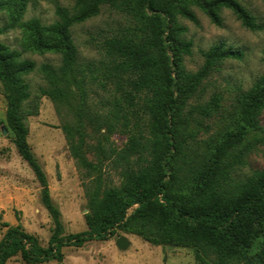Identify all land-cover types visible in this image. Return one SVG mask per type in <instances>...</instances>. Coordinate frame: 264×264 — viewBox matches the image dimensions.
Returning <instances> with one entry per match:
<instances>
[{"label": "trees", "instance_id": "16d2710c", "mask_svg": "<svg viewBox=\"0 0 264 264\" xmlns=\"http://www.w3.org/2000/svg\"><path fill=\"white\" fill-rule=\"evenodd\" d=\"M264 2V0H262ZM28 0H0L8 28H20L28 50L54 53L60 64L36 63L0 42V83L6 101L5 121L21 158L41 186V202L53 222L47 247L20 225L9 226L0 240V264L19 255L23 264H62L65 246L81 247L105 239L114 228L134 232L151 245L192 248L199 261L214 264H264V168L239 176L248 156L264 145V74L230 103L214 92L200 100L203 82L216 65L239 60L240 49L217 43L201 50L202 66L187 71L183 60L192 42L178 18L193 23L199 8L216 25L229 9L251 31L262 25L236 0H74L72 12L58 8L59 19L44 25L23 20ZM107 6L129 17L131 24L104 36L97 63L79 61L71 27L97 16ZM264 62V57H263ZM38 72L45 86L33 95L27 77ZM108 94V130L120 122L126 142L117 186H103L99 176L86 189L87 230L62 235L60 213L52 203L46 176L27 143L26 117L38 112V99L57 107L85 105L90 86ZM80 115V114H79ZM80 124V123H79ZM69 124L63 125L70 155L79 167L94 166L82 154ZM130 211V212H129Z\"/></svg>", "mask_w": 264, "mask_h": 264}, {"label": "rangeland", "instance_id": "374dc122", "mask_svg": "<svg viewBox=\"0 0 264 264\" xmlns=\"http://www.w3.org/2000/svg\"><path fill=\"white\" fill-rule=\"evenodd\" d=\"M236 1L262 25L261 30L246 29L229 9L221 10L220 26L214 25L196 6H191L197 17L196 23L178 18V22L187 28L183 37L192 42L191 55L183 60L187 71H197L203 64L200 51L214 44L222 42L243 52L239 60L226 59L216 65L203 82L201 101L218 92L229 104L236 91L249 89L264 74V2ZM73 7L74 0H28L23 20L37 18L42 24L50 25L59 19L58 8L72 12ZM6 24V13L0 11V26ZM129 24V17L104 6L97 16L73 25L70 31L79 61H100L102 55L97 43L104 36H110ZM25 38L20 28H8L0 35V42L20 52L22 58L34 61L37 66L42 63L59 66L58 54L28 50ZM27 81L33 95L38 87L45 86L36 71L27 77ZM78 106L77 102L74 109H68L66 105L57 107L50 98L41 96L37 114L26 117L29 129L26 140L46 176L51 201L59 210L62 235L87 230L85 217L89 210L85 192L90 188L92 179L99 176L102 187L120 184L122 162L117 155L126 142V136L119 133L120 122L113 129H107L110 110L108 94L96 85L90 86L85 105L79 113ZM5 111L6 101L0 83V240L7 230V223L9 226L20 225L27 233L36 236L42 247H47L53 233V222L41 202L40 184L31 167L18 154L14 134L6 125ZM65 124H69L74 133L79 126L84 141L82 154L94 168L79 167L70 155L63 131ZM261 124L264 125V112ZM75 141L79 142L77 132ZM260 168H264V145L248 156V164L240 169L238 175L243 176L252 169ZM120 236L129 240L124 250H119L115 245V240ZM61 251L62 264H214L212 256L199 261L192 248L151 245L123 227L114 228L105 239H93L81 247L65 246ZM6 264L23 262L17 255Z\"/></svg>", "mask_w": 264, "mask_h": 264}, {"label": "water", "instance_id": "95a60500", "mask_svg": "<svg viewBox=\"0 0 264 264\" xmlns=\"http://www.w3.org/2000/svg\"><path fill=\"white\" fill-rule=\"evenodd\" d=\"M115 245L119 250H124L129 245V240L126 237L120 236L115 240Z\"/></svg>", "mask_w": 264, "mask_h": 264}]
</instances>
